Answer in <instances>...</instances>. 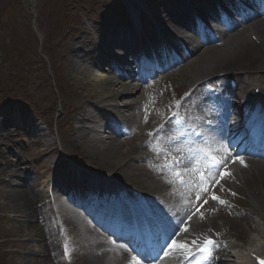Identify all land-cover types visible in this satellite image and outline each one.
Instances as JSON below:
<instances>
[{
  "label": "bare ground",
  "instance_id": "1",
  "mask_svg": "<svg viewBox=\"0 0 264 264\" xmlns=\"http://www.w3.org/2000/svg\"><path fill=\"white\" fill-rule=\"evenodd\" d=\"M170 13H167L166 17H169ZM249 29L256 31L257 39L260 42V45H263L261 48L260 45L253 44V42L246 41L243 37V32L239 31L234 36L231 35H220L215 41L222 40L223 44L212 47L208 46L207 49H203V47L196 45L191 50V59L196 57L195 66H198V70L201 68L206 72H211L210 70H214V67H218L222 65V67H229L227 71L223 72H232L234 75H236L239 86L241 89L238 92H235L234 95H246L247 90L250 86L255 85V87L252 89V92L255 88H260L261 90V96L264 97V88L260 87L259 84H261L260 79H254L251 77L252 74V68L255 67V65H259L261 69H264V58L260 55L261 50L264 49V22L261 21L259 23L250 22L249 23ZM247 27V28H248ZM246 28V29H247ZM111 29L105 30V32H110ZM257 40V41H258ZM250 48V49H249ZM254 51V53L249 54V50ZM198 55V57H197ZM228 65V66H226ZM239 65H243L241 67V70H244V73L237 72V68ZM71 71H74V64H70ZM209 67H212V69H209ZM77 74H81L87 77L89 81L93 82V88L96 89L95 92L97 93V97L101 98V108L102 109H109V105L107 104L110 100H124L125 98L131 97L134 92L136 91V84L133 82L134 79L126 84L123 83L120 79H117L116 81H113L112 79L99 77V78H90V75L85 70L79 69L76 71ZM193 71L189 67L185 66L180 70V74L182 75L183 79H186L188 74H192ZM248 74V80H243V75ZM250 76V77H249ZM142 79H139L141 81ZM146 81V80H144ZM147 82V81H146ZM101 85L104 86V90L102 92ZM105 88H107L105 90ZM249 93L247 95V98L249 99L250 95ZM249 101L254 104L257 100H251ZM131 105L124 104L122 107L119 108H129ZM111 109H114V107H110ZM197 116V114H194ZM234 120V119H233ZM83 121L88 122V119H84ZM238 125V124H237ZM80 130V128L78 129ZM87 130V129H86ZM89 141V140H88ZM99 140H95L93 143V148L95 149V152L98 154L100 159H103L107 163V167L109 168H117L120 166V164L123 163V161L126 159L125 155L123 156L119 149V143L113 140H109L107 144H105L102 148L100 147ZM119 157V161H115L116 158ZM138 160H133V163H131L128 166L127 173L122 174L124 178H130L133 179L137 174H135V166L138 164ZM2 168L0 167V173L2 172ZM251 171L252 175L250 176L247 173H243L242 176L239 179L234 180L231 183H227L226 186H228L229 189H233L236 191V193H246L252 188H257L256 191L259 192V195L257 198L253 200V204L251 208L253 210H256L257 208L260 209V211H264L263 203H264V164H258L256 162H252L251 164ZM145 182L147 185H153L151 181L148 180V178L145 179ZM239 183L240 185H236V183ZM157 185L159 183L157 182ZM3 198H5L6 201H10L13 203L14 206H16L15 213L19 215L20 218L35 220L38 211L33 207L34 202L38 199L41 195V193L36 190L33 186H25L23 189L19 190H6L3 189ZM230 193H232L230 191ZM151 195V194H150ZM182 198H178V203H182ZM192 203L190 206H192ZM197 206H200L203 204L201 201H196ZM230 205L228 203H224V208H229ZM201 208V206H200ZM202 210H207L208 207L203 205L201 208ZM257 211V210H256ZM193 213L191 211H186L185 215L181 217V219H188L190 215ZM212 214H210L208 219L201 218L200 214H193L190 219H188V223L186 226V230L182 231L180 234L174 232L172 234V237H176L178 240V243L184 244L185 247L188 246V243L192 241V233L197 230L198 227H201L203 224H210L212 218ZM209 220V221H208ZM245 219H240L238 226L240 224L245 223ZM18 231V232H17ZM256 237L254 239H249L248 246L251 248H256V250H259L263 252V248L259 245L260 241L262 240V236H260V232H256ZM15 236L21 237L23 239H31V238H37L39 239V244H37L38 249L35 252V255H37V258L28 259L24 261L27 264H53L50 260V257L48 255V251L52 250L53 248H49L47 244H45V240L43 239V232L35 225V223H24V225H19L16 227L15 230ZM221 236V235H220ZM222 237V236H221ZM19 241V240H18ZM21 243V241H20ZM230 246V247H229ZM225 249H221L218 253L220 255V259L217 262H214L213 264H249L248 260L244 257V251L245 248L243 246H231V243L224 244ZM29 250V249H27ZM237 250V252H236ZM85 264H108L104 261V256L101 251H97L96 254L91 259L84 260Z\"/></svg>",
  "mask_w": 264,
  "mask_h": 264
},
{
  "label": "rangeland",
  "instance_id": "2",
  "mask_svg": "<svg viewBox=\"0 0 264 264\" xmlns=\"http://www.w3.org/2000/svg\"><path fill=\"white\" fill-rule=\"evenodd\" d=\"M97 2L88 6L86 10H80L78 8H74L75 15L78 19V22L84 26V29L87 30L88 26H96L101 21L102 14L104 11L117 13L120 11L117 7L118 4L114 0H96ZM59 3H54L53 0H0V48H7L6 46L9 45L14 47L17 51H22V53H32L38 47V57L45 58V63H47V58L43 52L42 41L41 39L44 38L43 30L41 29V25L43 20H45L44 16L46 15L45 12L54 10L57 8ZM41 14V19L40 16ZM94 21V22H93ZM96 22V24H95ZM32 28L35 29V32H31ZM79 29L77 30V32ZM243 38L248 41V35L246 36L243 34ZM41 38V39H40ZM66 39V37H65ZM31 40H33L31 42ZM68 43H72V40H68ZM2 46V47H1ZM250 49V48H249ZM254 53V51L249 50V54ZM23 58H19L22 60ZM15 57L11 54H5L0 50V71L1 73H5L6 70H9L11 64H15L17 61ZM44 60V59H42ZM37 61V60H36ZM33 67V75L36 74L38 71L39 64L36 63ZM37 66V67H36ZM228 66V65H226ZM212 68V67H211ZM209 68V69H211ZM229 67H222V65L216 67L214 70H210L211 72L202 71L203 74H210L213 72H219L222 69H228ZM257 68H253L256 70ZM196 74V72L194 73ZM194 78L193 80H195ZM192 80V81H193ZM4 81L6 79L4 78ZM192 81L189 83L191 84ZM30 82V89H31V96L33 98V103L38 104L40 107H45V111L50 113L51 109L54 107L57 111L59 109V104L56 96L49 97L48 91L46 88V84L44 87H41L40 84L35 83L34 76L33 79L29 80ZM73 88L75 91L82 93V95H89V92H93L92 83L88 82L84 83L81 80H72L71 81ZM91 83V84H90ZM186 86H188L186 84ZM87 89V90H86ZM103 89V87H101ZM88 91V92H87ZM17 97V95L15 96ZM140 93H137V98H140ZM47 100V101H46ZM77 95L73 90L70 91L69 99L64 103L65 106L74 104L77 102ZM20 105V98H15V103L10 108H4L1 110L0 113V129L4 132L10 131V135L8 137L1 138L0 137V154H5L8 159L12 162L17 160V163H14L15 168L18 169L19 167H27V173L31 176V181L35 183V185H42L43 180L46 179V175L44 171L41 170L40 166L48 167V161L39 164L36 161V157L44 153L47 149V143H43L40 147L33 146L31 143L30 135L21 131L20 129L14 128L10 125H15L19 122V118H21V108ZM3 124V125H2ZM3 126V127H2ZM52 135L55 138L54 130L52 128ZM28 143L29 146L28 147ZM95 161L94 165L96 166H104L96 157H93ZM119 160V157L116 158L115 161ZM32 161V164L30 162ZM28 162V164H26ZM22 164V165H21ZM93 164V163H92ZM39 165V166H38ZM34 169L37 171L36 175L34 176L32 172ZM22 172V171H20ZM25 173V172H24ZM2 175V174H0ZM4 182L7 183L9 187H6V190L9 188L19 187L24 184L17 176L15 172L9 174L8 177L4 179ZM6 183L0 184V210H8V212L2 214L4 221L0 222V232L1 235L10 234V232H15L13 229V224L9 218L12 216V210L16 208L12 202L6 201L3 198V184L6 186ZM43 193V192H42ZM44 194V193H43ZM7 219V220H6ZM222 220L214 221L212 228L219 229V224ZM16 226V225H14ZM18 232V231H17ZM34 241V240H32ZM32 241L27 242V247L33 244ZM20 246L18 247L19 254L16 253L17 257H6V264H22L24 257L21 256ZM6 251L10 252L8 248ZM17 251V250H16ZM18 252V251H17ZM26 254V253H25ZM29 257V256H28Z\"/></svg>",
  "mask_w": 264,
  "mask_h": 264
},
{
  "label": "snow or ice",
  "instance_id": "3",
  "mask_svg": "<svg viewBox=\"0 0 264 264\" xmlns=\"http://www.w3.org/2000/svg\"><path fill=\"white\" fill-rule=\"evenodd\" d=\"M177 123H183V121H180L178 120ZM193 135H196V136H201L202 133L196 129H192L191 130ZM151 135V134H150ZM184 135L183 132H181L177 137L176 139L179 140L180 137H182ZM180 149L177 148V152H179ZM206 155V158L211 160L212 161V168H220L221 165H224V167H226V163L224 162L223 159H217L215 155H212L210 152L208 153H205ZM238 158V157H237ZM240 163L243 164V160L241 159L240 160ZM165 168L169 169L171 171V174L173 176V179L172 180H169L168 183H180V184H183L185 183V180H184V176L185 174L189 171V166L188 165H185L184 164V158L182 157H179V156H174V157H171L170 158V161L168 163L165 164L164 166ZM194 171H197L199 172L198 169H194ZM200 174V184H201V190L204 191V192H208L209 191V188L206 186L207 185V180L205 179L204 177V174L203 173H199ZM219 175V174H217ZM229 176L231 175L230 173L228 174ZM213 179L215 180V178L213 177ZM216 183H219L218 180H215ZM233 195H235V193H233ZM200 197L197 196V200H199ZM212 199L213 200H217L220 204H224L225 202L223 200H219V198L217 196H215L214 194H212ZM208 201L207 200H204L203 201V204H206ZM203 204H201L200 206L203 207ZM199 210V209H197ZM201 218H203V215L201 214ZM186 230V229H185ZM214 246V243L211 239L209 240H206L205 241V246L203 248H201V251L202 252H209L211 251V247ZM168 248H172V249H176V248H184L185 245L184 244H180L178 243L177 241L175 240H172L168 245H167ZM133 251L135 252V249H133ZM167 254V253H165ZM140 253H136V256H133L132 257V260L134 261V264H141V261L140 259H137V256H139ZM148 255H150L149 253H147L145 251V254L143 256V259H145L146 261V264H147V258H148ZM155 259H157V257H152V260L154 261Z\"/></svg>",
  "mask_w": 264,
  "mask_h": 264
}]
</instances>
